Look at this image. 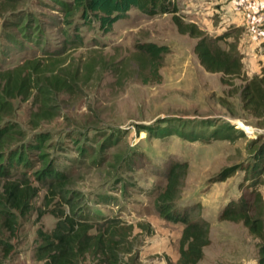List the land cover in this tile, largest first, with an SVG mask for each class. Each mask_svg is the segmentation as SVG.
<instances>
[{"label": "rangeland", "instance_id": "1", "mask_svg": "<svg viewBox=\"0 0 264 264\" xmlns=\"http://www.w3.org/2000/svg\"><path fill=\"white\" fill-rule=\"evenodd\" d=\"M67 2L0 0V47H9L13 39L22 44L0 54V59L7 56L0 60V71L32 61L31 75L37 80L57 74L71 62L84 64L93 51L94 62L129 57L136 43L166 45L169 53L159 71L160 82L141 84L131 63L124 67L120 82L110 70L97 68L72 93L55 91L49 112L56 109L57 114L46 119L37 110V90L31 89L27 100H12L13 116L3 123H13L25 135L13 147H26V158L19 168L9 169L11 174L28 171L30 186L39 191L31 210L18 219L4 262L43 264L34 255L36 232L51 231L56 222L52 213L61 203L59 196L44 198L45 191L40 190L39 171L44 167L70 176L67 198L80 203L90 222L116 217L133 226L130 242L137 256L130 261L124 255V262L175 264L182 225L164 220L154 205L165 185L160 170L173 158L188 165L179 207L200 204L201 218L211 232L199 264H256L257 240L241 223L220 221L218 215L229 201L249 196L252 187L264 199V119L242 112L238 90L221 84V74L202 69L193 51L195 40L180 34L169 14L146 18L130 10V16L114 23L107 34L75 20L73 25H81L82 47L53 59L70 31L61 22V6ZM185 15L179 11L187 22ZM20 24L30 30L25 40L17 28ZM36 32L39 37L34 41ZM39 138L45 140L41 152L34 149ZM80 264L98 263L87 257Z\"/></svg>", "mask_w": 264, "mask_h": 264}, {"label": "trees", "instance_id": "2", "mask_svg": "<svg viewBox=\"0 0 264 264\" xmlns=\"http://www.w3.org/2000/svg\"><path fill=\"white\" fill-rule=\"evenodd\" d=\"M130 10H135L146 18L171 15L177 31L195 40L193 51L202 69L207 73L221 74V84L230 90H238L242 112L254 119H264V70L251 77L246 74L242 55L237 49L238 30L230 28L221 35L211 36L194 23L184 22L179 16L175 0H69L62 4L60 12L61 22L70 31L65 34L64 45L53 59L60 58L61 53L68 49L82 47L83 38L79 33L81 25H73L75 20L89 28L96 25L100 31L107 34L112 31L114 23L130 16ZM28 21L29 17L26 22ZM26 25L20 24L17 27L21 29L23 40L28 37L30 31ZM36 34L37 32L32 35L36 39L34 41L39 37ZM231 36L233 41L228 42L227 39ZM8 42L9 47H0V54L9 48L15 50L22 46L15 39ZM41 51L44 52L43 48ZM94 53L96 52L90 53V59L84 64L82 61L80 64L71 62L57 74L53 73L37 80L31 75V66L35 67L32 61H25L9 71H0V264H6L4 260L11 252L8 241L17 231L19 217L25 216L31 210V200L39 191L30 186L28 171L11 174L9 169L13 165L19 168L25 164L26 158V147L18 150L13 147L17 142L23 141L25 135L13 123H3L5 117L13 116L12 100H27L31 96V89L37 90L40 98L37 110L41 119H46L57 114L56 109L49 112V98L55 97L54 92L72 93L74 87L78 83L85 84L89 75L97 72V68L110 70L120 82L125 78L124 67L131 63L135 70L134 78L141 84L160 82L159 71L169 51L166 45L147 42L136 43L131 56L120 59L107 58L94 62ZM5 58L7 56L0 60L3 62ZM236 80L240 84L234 83ZM44 143L45 140L39 138L38 146H34V149L41 152ZM262 153L259 152V155ZM26 166L29 170L30 164L27 163ZM160 172L165 185L154 199L155 209L164 220L182 225L178 239V259L175 264H199L203 259L204 248L210 244V229L208 222L201 218L200 204L187 207L178 205L188 165L184 161L171 158ZM39 174V186L40 190L45 191L44 198L48 194L52 197L59 196L61 203L52 213L56 222L51 231L36 232V260L42 261L43 264H80L88 257L96 260L98 264H128L122 260L124 255H128L130 261L136 259L137 255L132 251L130 242L133 226L125 225V222L116 217H104L101 221L90 222L83 216L80 203L77 204L72 196L67 198L72 182L70 176L44 167ZM252 188L249 196L241 195L238 200L226 203L220 210L218 219L241 223L248 234L257 240V264H264V199L259 191ZM138 226L142 228V225Z\"/></svg>", "mask_w": 264, "mask_h": 264}, {"label": "crops", "instance_id": "3", "mask_svg": "<svg viewBox=\"0 0 264 264\" xmlns=\"http://www.w3.org/2000/svg\"><path fill=\"white\" fill-rule=\"evenodd\" d=\"M175 4L186 12L187 22L211 36L238 30L237 49L246 74L251 77L264 70V0H175ZM227 41L232 42L233 36ZM209 237L212 240L211 232Z\"/></svg>", "mask_w": 264, "mask_h": 264}]
</instances>
